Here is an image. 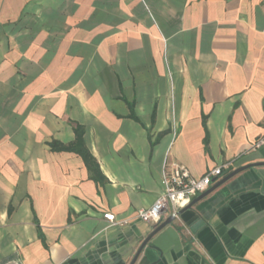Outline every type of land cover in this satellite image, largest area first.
I'll use <instances>...</instances> for the list:
<instances>
[{
  "label": "crops",
  "instance_id": "1",
  "mask_svg": "<svg viewBox=\"0 0 264 264\" xmlns=\"http://www.w3.org/2000/svg\"><path fill=\"white\" fill-rule=\"evenodd\" d=\"M0 264H264V0H0Z\"/></svg>",
  "mask_w": 264,
  "mask_h": 264
},
{
  "label": "built area",
  "instance_id": "2",
  "mask_svg": "<svg viewBox=\"0 0 264 264\" xmlns=\"http://www.w3.org/2000/svg\"><path fill=\"white\" fill-rule=\"evenodd\" d=\"M258 142L257 146H261ZM228 167V165L224 166ZM223 167H217L202 178H195L190 171L178 164L170 163L162 178L164 188L150 208L139 209L136 217L146 223L160 224L166 217L178 218L181 211L188 208L194 198L205 193L212 184L213 177H220ZM104 219L111 225H124L127 221H118L115 214L106 213Z\"/></svg>",
  "mask_w": 264,
  "mask_h": 264
},
{
  "label": "trees",
  "instance_id": "3",
  "mask_svg": "<svg viewBox=\"0 0 264 264\" xmlns=\"http://www.w3.org/2000/svg\"><path fill=\"white\" fill-rule=\"evenodd\" d=\"M76 134H77L76 141L73 144L68 145V146L61 145V144H53L52 148L54 150L71 151V152H75L81 155L83 159L85 160V162L87 163V165L95 173V176L97 178L100 177L98 166L84 145L83 132L80 130H77Z\"/></svg>",
  "mask_w": 264,
  "mask_h": 264
},
{
  "label": "water",
  "instance_id": "4",
  "mask_svg": "<svg viewBox=\"0 0 264 264\" xmlns=\"http://www.w3.org/2000/svg\"><path fill=\"white\" fill-rule=\"evenodd\" d=\"M170 222V221H169ZM169 222H164L156 231H155V233L156 232H158L159 230H161L162 228H164L167 224H169Z\"/></svg>",
  "mask_w": 264,
  "mask_h": 264
}]
</instances>
